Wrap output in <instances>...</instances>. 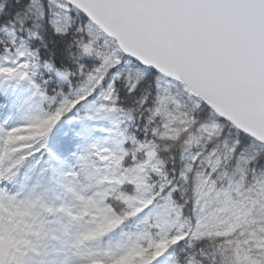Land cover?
<instances>
[{
  "label": "snow or ice",
  "instance_id": "obj_1",
  "mask_svg": "<svg viewBox=\"0 0 264 264\" xmlns=\"http://www.w3.org/2000/svg\"><path fill=\"white\" fill-rule=\"evenodd\" d=\"M0 264H264V0H0Z\"/></svg>",
  "mask_w": 264,
  "mask_h": 264
}]
</instances>
